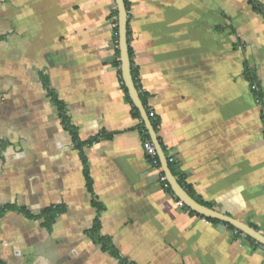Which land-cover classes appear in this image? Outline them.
Segmentation results:
<instances>
[{"label":"crops","instance_id":"1","mask_svg":"<svg viewBox=\"0 0 264 264\" xmlns=\"http://www.w3.org/2000/svg\"><path fill=\"white\" fill-rule=\"evenodd\" d=\"M127 1L133 77L173 175L264 232V0ZM115 10L0 0V264H122L113 252L130 264H264L263 245L156 180ZM57 206L49 225L43 212Z\"/></svg>","mask_w":264,"mask_h":264},{"label":"water","instance_id":"2","mask_svg":"<svg viewBox=\"0 0 264 264\" xmlns=\"http://www.w3.org/2000/svg\"><path fill=\"white\" fill-rule=\"evenodd\" d=\"M117 6L118 11V35H119V50H120V59H121V71L123 76L124 84L126 85L129 95L134 103V105L138 108L144 123L149 130V133L152 137L153 143L156 146L161 163L164 168L165 175L167 180L169 181L172 189L176 193L177 197L183 201L186 206H188L193 211L201 214L204 217L219 220L222 223H228L242 231L246 235L250 236L258 243L264 246V232H261L243 222H240L234 218H231L225 214H222L213 208L200 203L196 198L189 194L186 189L179 183V181L175 178L171 171L170 164L168 162V158L165 154L163 146L159 141L156 130L153 126V122L149 117V114L143 104L141 99L139 90L136 86L134 77H133V69H132V60L129 50V11L126 7L125 0H114ZM156 180H160V176H156Z\"/></svg>","mask_w":264,"mask_h":264},{"label":"trees","instance_id":"3","mask_svg":"<svg viewBox=\"0 0 264 264\" xmlns=\"http://www.w3.org/2000/svg\"><path fill=\"white\" fill-rule=\"evenodd\" d=\"M251 1H252V0H251ZM252 2H253V1H252ZM125 3H126V7H127L128 11H129L130 6H129L128 1L125 0ZM254 7H255V9H257V8H256V4H255ZM113 14H114L115 16H118V11L115 10ZM115 37L118 39V26H116V28H115ZM129 50H130V55H131V58H132V50H131L130 45H129ZM119 54H120V50L117 49V55H119ZM118 64H119V63H118ZM247 76H248V78L251 80L252 84H255V78L253 77V72H252L250 69L247 70ZM123 87H124V89H125V92L127 93L128 100L130 101V103H131V105H132V110H133L132 112H133V114H134L135 116H140V112H139L138 108L134 105V103H133V101H132V99H131V97H130V95H129V92H128V89H127L126 85L123 84ZM256 90H258V87H257ZM52 97H53L54 101L57 103V105H58V107H59V110H60V116H61L62 119H63V123H64L65 127H66L67 129H69V130H71V131H73V132L75 133V130H74V129L71 127V125L69 124L68 118H67V116H66V110H65L64 104H63V103L59 100V98H58L56 95H54L53 93H52ZM140 126H141V129L145 132L147 138H150V135L148 134V131H147V128H146L144 122H141V125H140ZM153 126H154V128L157 130V129H158V122L154 121V122H153ZM74 138H75V140L78 142V138H77L76 135H74ZM94 141H95V140H92V142H94ZM78 144L81 146V143L78 142ZM171 163H172V162H171ZM171 163L169 162L170 167H171ZM87 179H88V187H89V190L92 191V190H93V189H92V181H91V179H90L88 176H87ZM167 183H168V182H167ZM187 190H188L189 194L192 195V196L195 198V195H194V193L192 192V190H191L190 188H187ZM196 199H197V198H196ZM197 200H198L200 203L204 204V205L211 206V205H209V204H206V203L203 202L202 200H199V199H197ZM95 204H96V203H95ZM190 210H191V209H190ZM64 211H65V207L57 206V207H52V208L46 209V210L43 212V214L46 215V217H47V223L50 225V224L53 223V222L55 221V219H56L60 214H62ZM206 218H207V217H206ZM207 219H208V220H211V221H213V222H217V221H218V220L210 219V218H207ZM231 227H233V226L231 225ZM233 228H234V227H233ZM99 229H100V224H99V221L97 220L96 223H95V227L93 228V235H94V236L98 235V231H99ZM99 240L102 242V244H103L107 249H111V248H112V246H111V244H110V242H109L108 240H106V239H104V238H102V237L99 238ZM113 253H114V255H116V256L118 257V259L120 260V263H122V264H130V263L126 262L123 258H121V257L119 256L118 253H116V252H113Z\"/></svg>","mask_w":264,"mask_h":264},{"label":"built area","instance_id":"4","mask_svg":"<svg viewBox=\"0 0 264 264\" xmlns=\"http://www.w3.org/2000/svg\"><path fill=\"white\" fill-rule=\"evenodd\" d=\"M252 89L256 90L257 89V85L256 84H252ZM257 101L259 102V100H257ZM154 116H155V112L151 111L149 113V117L153 118ZM145 149H146L148 155L151 158V161H152V164H153L154 168L156 170H160V172L162 173V175H160V179L162 181H164V182H167V177H166V175L164 174V172L162 170L159 152H158L156 146L154 145V143H153V141L151 139H148L145 142ZM174 160H175L174 157L168 158V162H170V163L173 162ZM177 204L179 206L188 208V206H186V204L183 201H181V200H178ZM204 220L208 221V219L206 217H204ZM236 231L240 232L238 229Z\"/></svg>","mask_w":264,"mask_h":264}]
</instances>
